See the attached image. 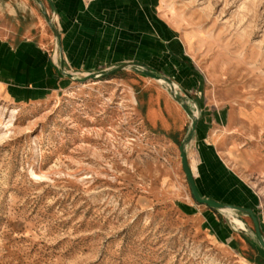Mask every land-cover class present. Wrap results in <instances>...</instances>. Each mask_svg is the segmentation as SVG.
I'll list each match as a JSON object with an SVG mask.
<instances>
[{
	"label": "rangeland",
	"instance_id": "rangeland-1",
	"mask_svg": "<svg viewBox=\"0 0 264 264\" xmlns=\"http://www.w3.org/2000/svg\"><path fill=\"white\" fill-rule=\"evenodd\" d=\"M157 6L201 76L205 111L219 124H253L227 157L264 237V0ZM173 124L187 131L190 120L158 82L129 70L0 101V264H264L249 218L213 216L192 199L184 136L160 143Z\"/></svg>",
	"mask_w": 264,
	"mask_h": 264
},
{
	"label": "crops",
	"instance_id": "crops-1",
	"mask_svg": "<svg viewBox=\"0 0 264 264\" xmlns=\"http://www.w3.org/2000/svg\"><path fill=\"white\" fill-rule=\"evenodd\" d=\"M40 1L59 33L61 55L36 1L0 0V101L23 104L59 92L70 80L61 74L60 59L64 70L75 76L125 62L147 66L168 77L195 102L199 120L186 157L199 194L252 210L242 203L250 187L230 168L227 154L231 152L232 138L253 124H219L215 114L201 106V76L193 66L189 67L182 46L162 23L157 0ZM168 106L175 109L169 100ZM186 127L169 126L160 143L175 145ZM179 167L173 160L172 173H177ZM237 192L246 194L241 199L235 195ZM209 210L219 217L218 212Z\"/></svg>",
	"mask_w": 264,
	"mask_h": 264
},
{
	"label": "water",
	"instance_id": "water-1",
	"mask_svg": "<svg viewBox=\"0 0 264 264\" xmlns=\"http://www.w3.org/2000/svg\"><path fill=\"white\" fill-rule=\"evenodd\" d=\"M34 1H36L41 7L42 14L53 33V36L56 42V50H57L58 55L60 56L61 55V45H60L59 33L55 25L52 23L51 18L49 17L47 12L43 8L41 1L40 0H34ZM59 69L63 76L69 78L72 81L81 82V83L87 82L89 80H96V79L104 78L107 76H111V75H114L124 70L132 71L134 73L139 74L140 76L144 78H148L150 80L158 82L161 85L162 89L170 97V99L173 100V102H175L183 110L187 118L190 120V124L188 126V129L183 139L181 140V143L178 147V151H179V158H180L182 171L187 181L192 199L194 200L195 203L206 206L209 209L214 210L218 213L231 212L235 214L240 213V214H244L248 216L251 219L253 223V227H254V236H255L254 245L264 256V237L260 231L259 223H258V220L254 212L250 209L240 208V207L231 206V205H225V204L213 201V200L203 198L199 194L196 188L190 167L188 165V161L186 157V148L194 136L196 124L198 123L199 117L196 111V105L193 102L189 94H187L184 91L179 90L177 86L165 75L159 72L153 71L147 66H144L142 64L133 63V62H125L111 69H105V70L95 72L92 74H87L83 76V78L76 77L74 74L66 72L64 70V66H63L61 59L59 61Z\"/></svg>",
	"mask_w": 264,
	"mask_h": 264
},
{
	"label": "trees",
	"instance_id": "trees-1",
	"mask_svg": "<svg viewBox=\"0 0 264 264\" xmlns=\"http://www.w3.org/2000/svg\"><path fill=\"white\" fill-rule=\"evenodd\" d=\"M253 249L255 250V252H256V254H257L256 257H259V259H260L262 262H264V256L261 254V252H260L257 248H255V247H253Z\"/></svg>",
	"mask_w": 264,
	"mask_h": 264
},
{
	"label": "built area",
	"instance_id": "built-area-1",
	"mask_svg": "<svg viewBox=\"0 0 264 264\" xmlns=\"http://www.w3.org/2000/svg\"><path fill=\"white\" fill-rule=\"evenodd\" d=\"M85 1H87V2H91V1H94V0H85Z\"/></svg>",
	"mask_w": 264,
	"mask_h": 264
},
{
	"label": "bare ground",
	"instance_id": "bare-ground-1",
	"mask_svg": "<svg viewBox=\"0 0 264 264\" xmlns=\"http://www.w3.org/2000/svg\"><path fill=\"white\" fill-rule=\"evenodd\" d=\"M84 76V75H83ZM240 223V222H239Z\"/></svg>",
	"mask_w": 264,
	"mask_h": 264
}]
</instances>
